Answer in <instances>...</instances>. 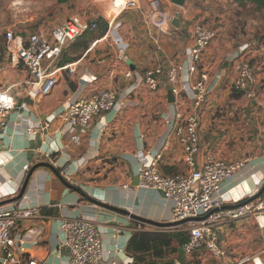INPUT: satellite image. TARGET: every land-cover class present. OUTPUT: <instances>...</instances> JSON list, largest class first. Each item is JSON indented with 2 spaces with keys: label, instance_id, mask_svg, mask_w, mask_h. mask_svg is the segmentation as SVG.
Wrapping results in <instances>:
<instances>
[{
  "label": "crops",
  "instance_id": "crops-1",
  "mask_svg": "<svg viewBox=\"0 0 264 264\" xmlns=\"http://www.w3.org/2000/svg\"><path fill=\"white\" fill-rule=\"evenodd\" d=\"M135 1V7L121 8L113 0H86L85 4L82 0L84 9L73 15L89 21L100 17L107 30L101 36L96 31L84 51H74L73 41L63 48L54 66L62 69L47 95L37 93L38 85L26 68L9 62L4 30L2 34L0 30V90L16 101L0 128V210L39 206L42 211L39 217L18 221L12 232L13 250L22 260L68 264L61 224L80 217L97 226L103 253L100 264H264V215L221 226L224 256L214 257L204 248L186 253L183 245L189 239V224L173 220L174 201L159 190L138 185V168L152 160L165 175L187 171L176 130L193 103L191 86L206 71L211 91L197 111L196 164L201 166L207 157L242 162L217 193L227 203L251 200L262 190L264 21L252 19L254 25L246 22L243 31L229 30V17L219 12L222 5L187 0L184 6L173 4L177 8L161 6L157 14H166L169 23L160 26L151 0ZM177 12L179 28L171 24ZM197 23L217 30V37L197 70L190 72L188 51ZM242 45L259 83L254 99L232 88V57ZM174 66L179 69L170 83ZM153 68L161 69L155 91L145 83L146 70ZM169 87L178 89L172 91L173 101H169ZM102 89L113 90L119 101L77 131L78 143L71 142L67 124L55 112ZM40 124L47 128L28 131ZM36 148L50 157L43 158ZM134 236L144 239L148 249H134ZM156 251L165 257L155 256Z\"/></svg>",
  "mask_w": 264,
  "mask_h": 264
},
{
  "label": "built area",
  "instance_id": "built-area-1",
  "mask_svg": "<svg viewBox=\"0 0 264 264\" xmlns=\"http://www.w3.org/2000/svg\"><path fill=\"white\" fill-rule=\"evenodd\" d=\"M151 5L156 10V16L160 18L157 23L160 26L167 25L169 17L164 13L157 14L161 7L160 1L151 0ZM118 6L135 7L136 1H120ZM92 28H94L92 21L79 15L68 17L48 32L39 29L22 33L13 27H7L4 29L3 37L9 62L26 68L34 83L38 85L37 93L47 95L55 84L56 72L62 69H55L54 66L61 57L63 48ZM192 36L193 44L188 51V66L190 72H195L207 48L217 37V32L203 23H197ZM245 48L246 46L242 45L232 57L235 71L232 88L242 93L245 98L254 99L258 80L254 68L243 55ZM178 69L174 66L169 71L170 83L175 82ZM160 73V68L146 70L145 83L151 91L156 90L157 75ZM208 82V72L202 71L191 86L193 103L176 130L178 141L183 147V160L188 167L187 171L165 175L158 170L157 161L152 160L148 165L138 168V185L159 190L165 197L174 201L173 220L189 224V239L183 245L186 253L204 248L212 256L221 257L226 254L219 242L221 226L250 216L264 215V192L251 200L227 203L221 200L217 193L224 181L234 177L242 162L207 157L201 166H197L196 156L200 150L197 111L211 91ZM172 89L174 93L178 92L177 88ZM118 101L113 90L102 89L85 99L64 106L55 112V116L67 124L66 132L70 141L78 143L77 131L87 128L94 117L113 109ZM15 104V98L10 93L0 90V128ZM46 128L47 125L40 124L36 128H29L28 131L36 133ZM36 152L43 158L50 157L49 153L42 154L40 148H36ZM41 215L39 206L0 210V264H38L35 258L22 260L16 256L12 232L18 221ZM61 229L62 245L68 251V264H100L103 258L101 238L93 222L75 217L64 220Z\"/></svg>",
  "mask_w": 264,
  "mask_h": 264
},
{
  "label": "rangeland",
  "instance_id": "rangeland-1",
  "mask_svg": "<svg viewBox=\"0 0 264 264\" xmlns=\"http://www.w3.org/2000/svg\"><path fill=\"white\" fill-rule=\"evenodd\" d=\"M159 1L160 6L177 8L171 0ZM85 2L86 0L84 4ZM213 2L218 7L222 5L219 12H223L226 19L229 17L226 22L229 30L236 28V30L243 31L246 22L249 27L254 25L252 19L264 21V11L251 12L248 8L238 7L233 0H213ZM81 3L82 0H0L1 34L6 27L27 32L39 29L48 31L52 26L78 13L80 8L84 9Z\"/></svg>",
  "mask_w": 264,
  "mask_h": 264
},
{
  "label": "trees",
  "instance_id": "trees-1",
  "mask_svg": "<svg viewBox=\"0 0 264 264\" xmlns=\"http://www.w3.org/2000/svg\"><path fill=\"white\" fill-rule=\"evenodd\" d=\"M234 3L240 7V8H248L251 12H260L264 11V0H233ZM92 24H94V28L86 30L82 35L77 37L72 43L71 48L74 51H84L86 50L89 45L92 43V41L95 39V33L96 31L99 33V35H103L105 31L107 30V22L102 18H97L92 21ZM77 57V56H75ZM74 58H67V61L73 60ZM63 63V62H61ZM247 201V200H246ZM142 238V237H141ZM137 236H134L132 238V246L134 249H148L147 243L144 242V239H138ZM166 245L170 244V241L164 242ZM161 251H156L155 256L157 257H165L162 256Z\"/></svg>",
  "mask_w": 264,
  "mask_h": 264
},
{
  "label": "water",
  "instance_id": "water-1",
  "mask_svg": "<svg viewBox=\"0 0 264 264\" xmlns=\"http://www.w3.org/2000/svg\"><path fill=\"white\" fill-rule=\"evenodd\" d=\"M187 0H171V2L177 6H184L185 2ZM179 13H175L171 24L176 27L179 28L180 27V22H179ZM168 97H169V101H173V94H172V90L171 87L168 88ZM32 171V170H31ZM264 192V186L262 188V190L256 195L259 196L260 194H262ZM147 264H175V261H165V262H155V261H150Z\"/></svg>",
  "mask_w": 264,
  "mask_h": 264
},
{
  "label": "bare ground",
  "instance_id": "bare-ground-1",
  "mask_svg": "<svg viewBox=\"0 0 264 264\" xmlns=\"http://www.w3.org/2000/svg\"><path fill=\"white\" fill-rule=\"evenodd\" d=\"M120 1L121 0H116V1H113V3L115 4V5H118V4H120ZM115 13V12H114ZM110 17V16H109ZM112 17V16H111Z\"/></svg>",
  "mask_w": 264,
  "mask_h": 264
}]
</instances>
